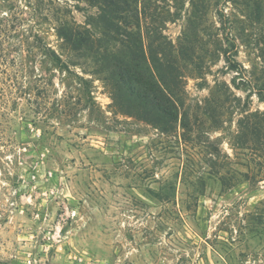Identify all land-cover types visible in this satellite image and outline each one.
Wrapping results in <instances>:
<instances>
[{"label": "rangeland", "instance_id": "obj_1", "mask_svg": "<svg viewBox=\"0 0 264 264\" xmlns=\"http://www.w3.org/2000/svg\"><path fill=\"white\" fill-rule=\"evenodd\" d=\"M137 8L144 46L158 32L194 55L178 60L187 142L121 111L60 37L66 23L96 36L86 20L98 6L0 0V52L14 62L0 109V264H264V0Z\"/></svg>", "mask_w": 264, "mask_h": 264}, {"label": "trees", "instance_id": "obj_2", "mask_svg": "<svg viewBox=\"0 0 264 264\" xmlns=\"http://www.w3.org/2000/svg\"><path fill=\"white\" fill-rule=\"evenodd\" d=\"M89 1L99 8L95 19L86 20L96 36L86 26L72 28L66 23L60 27V37L74 49L84 51L83 57L92 61L96 73L103 75L114 105L121 111L150 123L163 133H176L180 129L183 141L187 142L190 127L186 113L181 111L180 94L184 90L178 60L195 65L194 55L191 59L180 57L179 48L177 55L175 47L158 32L148 33L144 46L136 23L137 0ZM50 57L60 63V58L52 52ZM12 63V58L0 52V76L4 78H0V109L14 94L10 83L6 87L3 83L9 78Z\"/></svg>", "mask_w": 264, "mask_h": 264}]
</instances>
